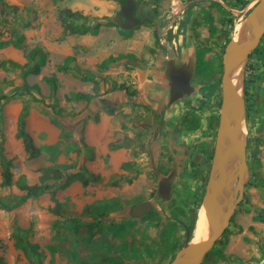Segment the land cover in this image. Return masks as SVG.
<instances>
[{
	"label": "rangeland",
	"instance_id": "rangeland-1",
	"mask_svg": "<svg viewBox=\"0 0 264 264\" xmlns=\"http://www.w3.org/2000/svg\"><path fill=\"white\" fill-rule=\"evenodd\" d=\"M134 1L149 21L124 30L118 18L123 0H0V41L23 36L21 48H0V62L23 65L34 47L48 54L38 76L24 78L18 68H0V148L12 174L11 184L2 186L0 158V264H106L107 258L122 264H172L186 247V230L190 238L198 230L218 127L222 55L234 27L258 0ZM75 3L85 6L71 10L83 18L62 22L59 12ZM99 21L112 26L101 25L96 35L69 33ZM257 48L260 54L252 53L245 71L249 180L217 244L220 252L205 256L201 264H264V181L257 156L264 153V40ZM67 56L75 58L71 66L89 73V82L57 71ZM109 57L116 61L100 68ZM171 60L193 64L194 90L178 103L188 116L198 117V130L206 120V129L197 133L206 147L208 174L202 181L182 174L190 172L189 154L177 156L173 143L159 158L163 164L152 163L164 114L174 105L168 103L169 87L161 84L163 77L169 81L165 64ZM50 77L57 81L55 94L45 83ZM24 83L38 87L32 95L42 103L23 91ZM121 84L134 96L111 90ZM78 92L94 98L71 100ZM21 119L35 154L26 152L17 137ZM182 122L172 132L185 130ZM117 150L126 152L127 162L120 159L111 168ZM173 166L171 199L162 201L156 193L159 176ZM89 174L96 180L84 187L81 181ZM20 184L48 190L26 197ZM141 202L150 203L153 212L132 216L130 208ZM105 206L111 211L97 217Z\"/></svg>",
	"mask_w": 264,
	"mask_h": 264
},
{
	"label": "water",
	"instance_id": "water-1",
	"mask_svg": "<svg viewBox=\"0 0 264 264\" xmlns=\"http://www.w3.org/2000/svg\"><path fill=\"white\" fill-rule=\"evenodd\" d=\"M135 7L137 3L134 0H124L120 5L118 18H123L120 25L124 30L143 23V20L133 17ZM263 35L264 0H258L234 27L222 55L221 105L208 180L198 209L200 227L192 238L186 230V252L172 264H201L221 239L243 199L250 174L246 157L245 71L250 54L256 50ZM173 66L171 63L165 64L170 79L169 105L189 96L194 90L190 85L193 64H182L171 71ZM174 171L175 166L168 175L159 176L157 195L162 201L171 199ZM152 210L150 203H143L131 207L130 214L138 217Z\"/></svg>",
	"mask_w": 264,
	"mask_h": 264
},
{
	"label": "trees",
	"instance_id": "trees-1",
	"mask_svg": "<svg viewBox=\"0 0 264 264\" xmlns=\"http://www.w3.org/2000/svg\"><path fill=\"white\" fill-rule=\"evenodd\" d=\"M59 18L62 22H64L67 19H78V18L80 19L83 17L78 12H72L69 9H64V10H61L59 12ZM101 25L106 26V27L112 26L110 23H102V24L98 23L94 27H86V28H82V29L72 28V30L69 33L79 34V35H85V34L96 35L98 33ZM121 34L125 38L129 37L128 33L123 32ZM263 40H264V35H263L260 43ZM22 43H23V36H17L15 41H12V40L0 41V48H3L4 46H7V45H12L14 48H21ZM252 53L260 54V48H256V50H254ZM252 53L250 54V58H251ZM118 58H124V57L119 56ZM25 59H26V63H24L23 65H18L17 63H14V62L9 61V60L1 61L0 62V68H2L3 70H6L8 68L7 65H9L10 67H13V68H18L21 71H23V77L24 78H26L30 75L38 76L40 74L41 69L43 67H45L47 62H48V54L42 48L34 47L26 53ZM115 61H116V58L109 57L100 64V68L105 69L109 65L114 63ZM74 63H75V58L72 56H68L63 60L62 64L57 66V71L59 73H69L70 72L75 76V78L79 79L81 82H89L90 81L89 73L85 72L84 70H82L77 65L71 66ZM45 83L48 85L50 92L52 94H55L57 91V88H58L56 79L54 77L46 78ZM116 89L124 91L130 97L134 96V91H129L128 87L124 84H121L119 86L113 85L111 90H116ZM23 91L26 92L27 94H29L35 102H40V103L43 102L41 99H38L37 97L32 95L33 91H36V92L39 91V89L36 85L29 86L28 84L24 83L23 84ZM13 96H15V95L5 97V98H12ZM93 98L94 97L92 95L87 94V93H81V92L70 95V99L75 101V102L89 103ZM50 108L53 111H55L56 115L60 116V111L55 110L56 109L55 106H52ZM182 124H183V127L185 128V130H187V131H196L200 127L199 119L195 115H189V116L187 115L183 119ZM17 137L22 140L24 150L26 152H28L30 154L36 153V149L33 146L32 140L24 129L23 119L20 120L18 132H17ZM0 156H1L0 158H1V170H2L1 171V178H2L1 185L2 186H9L11 184V176H12V174L10 172L11 165H10L9 161L6 160L4 158V156H2V149L1 148H0ZM67 179L70 180V177ZM89 179L95 181L96 177L92 174L87 175V177L83 178L81 181L82 186H84V187L87 186L88 182L90 181ZM262 188L264 190V184L262 185ZM19 189L26 192V197H37L40 194L44 193L46 190H48L47 187L38 186V185L27 186L24 184H20ZM110 211H111V209L109 207L105 206L101 212L96 214V216L97 217H103L106 213H108ZM55 212L57 214L59 211L55 210ZM261 216H262L261 218L264 220V215L262 214ZM196 219H197V217L195 215L193 217L194 222L196 221ZM230 222H231V220H230ZM118 227L122 228L123 226L118 225ZM114 231L115 232H121V231H118L117 228H115ZM225 232H228V230L226 229ZM219 241H217L215 243L214 247L210 250V252L207 255H209L210 253H214V252H217V253L220 252V249L217 248V244L219 243ZM104 262L106 264H122L121 261L118 260L117 258H107V259H105ZM74 264H84V263L83 262H75Z\"/></svg>",
	"mask_w": 264,
	"mask_h": 264
},
{
	"label": "crops",
	"instance_id": "crops-1",
	"mask_svg": "<svg viewBox=\"0 0 264 264\" xmlns=\"http://www.w3.org/2000/svg\"><path fill=\"white\" fill-rule=\"evenodd\" d=\"M98 1L99 0H94L95 3H97ZM72 8H75L76 10H79V11H83L85 6L84 5L79 6L77 5V3H75L74 5H72V7H68L67 9L72 10ZM101 22L102 21H99L98 23H101ZM167 62L173 64L172 61H167ZM169 83H170V80L164 81V77H163V82L161 83L162 87L163 88L165 86L169 87ZM185 112L186 111L182 103H178L177 101L164 114L165 123L161 125L159 129V133H161V136H159L158 142L154 145L155 147H153L152 163H154L153 164L154 167L158 164H163L162 161L158 162L159 158H162V154H165L167 150V146H172V143H173V146H174L173 148L176 150L175 153L177 156H180L182 152H187V154H189L187 155L185 161L188 162L189 164L190 172L187 173V169H186L184 170V172H182V174L183 175L185 174L187 178H189V181L190 180L191 181H202V179L205 177L204 174H208L205 171L206 166H207L206 153H204L206 150V147L203 146V141L197 137V133L198 132L202 133L206 129L205 127L206 120L201 121V125H202L201 131L200 130L187 131V130L179 129L178 132L177 131L172 132V129L175 126H179L178 122H181L184 119L186 115ZM94 140L95 139L93 137L92 141ZM172 140H175V141H172ZM112 154L113 156H111V159H110L111 168H115L118 165L117 163L119 162L120 159L123 160L122 163L127 162L125 151L117 150L115 153H112ZM257 156H258V161H259V167L261 168V171L263 173L262 178L264 181V153L258 154ZM154 157H157V159ZM139 193L143 194L144 190H141Z\"/></svg>",
	"mask_w": 264,
	"mask_h": 264
},
{
	"label": "flooded vegetation",
	"instance_id": "flooded-vegetation-1",
	"mask_svg": "<svg viewBox=\"0 0 264 264\" xmlns=\"http://www.w3.org/2000/svg\"><path fill=\"white\" fill-rule=\"evenodd\" d=\"M191 1H195V0H191ZM136 3H137V7H135V9H134V12H133V17L134 18H136V19H138V20H140V21H142L143 20V23L142 24H140V25H137V26H135V27H139V26H141V25H144V23L146 22V21H149V19H146V17L143 15V12H142V5L139 3V2H137V1H135ZM123 3H124V0H123ZM122 3V4H123ZM249 12V11H248ZM247 12V13H248ZM246 13V14H247ZM245 14V15H246ZM120 19H121V22H123L124 20H123V18H121L120 17ZM172 28V27H171ZM172 30H174V32H172L173 34H175L176 32V30H177V26H174V28L172 29ZM172 44H173V42H172ZM176 48V47H175ZM172 62H173V64L176 66V67H179V66H181L182 64H184V63H181L180 61H174V60H171ZM197 62V61H196ZM170 80V79H169ZM191 81V80H190ZM190 85H191V82H190ZM192 86V85H191ZM246 88V87H245ZM244 88V89H245ZM245 93H247V90L245 89ZM168 94H170V88H169V90H168ZM246 99V98H245ZM247 102L245 101V104H246ZM245 110H246V116H247V107H246V105H245ZM188 115V113H186V115H185V117ZM191 115H193V114H191ZM184 117V118H185ZM198 118V117H197ZM248 143H249V141H248V137H247V145H248ZM246 150H247V148H246ZM247 157V156H246ZM247 164H248V160H247ZM248 168H249V165H248ZM171 171H172V169H171ZM170 171V172H171ZM169 172V173H170ZM168 173V174H169ZM168 174H166V175H168ZM165 175V176H166ZM171 186H172V181H171ZM156 193H157V191H156ZM143 203H145V202H141V203H138V204H136V205H134V206H138V205H141V204H143ZM148 203V202H147ZM133 207V206H132ZM153 211H150L149 213H147V214H144V215H149V214H151Z\"/></svg>",
	"mask_w": 264,
	"mask_h": 264
},
{
	"label": "bare ground",
	"instance_id": "bare-ground-1",
	"mask_svg": "<svg viewBox=\"0 0 264 264\" xmlns=\"http://www.w3.org/2000/svg\"><path fill=\"white\" fill-rule=\"evenodd\" d=\"M199 218L201 219V217L199 216ZM199 227H200V221H199ZM199 227H198V230H199ZM198 230L194 233V235L197 234ZM186 252V249L182 252V254H184Z\"/></svg>",
	"mask_w": 264,
	"mask_h": 264
}]
</instances>
